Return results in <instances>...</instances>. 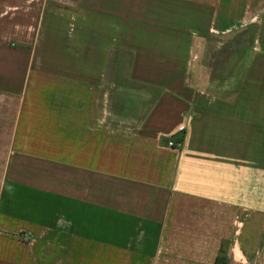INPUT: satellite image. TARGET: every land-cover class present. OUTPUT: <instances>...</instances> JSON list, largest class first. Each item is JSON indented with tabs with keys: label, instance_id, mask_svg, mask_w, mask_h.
I'll return each mask as SVG.
<instances>
[{
	"label": "crops",
	"instance_id": "0c3cea01",
	"mask_svg": "<svg viewBox=\"0 0 264 264\" xmlns=\"http://www.w3.org/2000/svg\"><path fill=\"white\" fill-rule=\"evenodd\" d=\"M63 3L0 0V264H264V0Z\"/></svg>",
	"mask_w": 264,
	"mask_h": 264
},
{
	"label": "rangeland",
	"instance_id": "374dc122",
	"mask_svg": "<svg viewBox=\"0 0 264 264\" xmlns=\"http://www.w3.org/2000/svg\"><path fill=\"white\" fill-rule=\"evenodd\" d=\"M64 1L65 0H47V5L54 10H58L62 8V4H64ZM253 34L254 31L250 28L237 32L230 36L223 37L222 42H224L225 44L224 50H229L233 54H235V51L238 50L237 52L240 55L242 50L246 48L250 43ZM128 62L129 55L125 52H117L112 55L110 60L109 73L106 77V88L114 84L129 88H139L137 85L131 84L126 81L124 77Z\"/></svg>",
	"mask_w": 264,
	"mask_h": 264
},
{
	"label": "built area",
	"instance_id": "2783aa9c",
	"mask_svg": "<svg viewBox=\"0 0 264 264\" xmlns=\"http://www.w3.org/2000/svg\"><path fill=\"white\" fill-rule=\"evenodd\" d=\"M182 146V139H180V141L175 142L173 140H169L164 144V147L168 148V149H172V150H179Z\"/></svg>",
	"mask_w": 264,
	"mask_h": 264
}]
</instances>
